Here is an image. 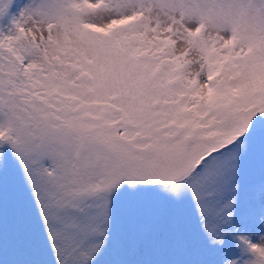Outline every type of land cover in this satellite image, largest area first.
Masks as SVG:
<instances>
[{"label": "snow or ice", "instance_id": "6c2138e0", "mask_svg": "<svg viewBox=\"0 0 264 264\" xmlns=\"http://www.w3.org/2000/svg\"><path fill=\"white\" fill-rule=\"evenodd\" d=\"M0 264H264V0H0Z\"/></svg>", "mask_w": 264, "mask_h": 264}]
</instances>
